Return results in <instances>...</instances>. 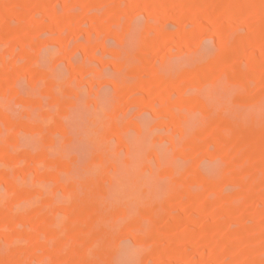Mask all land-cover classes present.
<instances>
[{"label":"rangeland","instance_id":"1","mask_svg":"<svg viewBox=\"0 0 264 264\" xmlns=\"http://www.w3.org/2000/svg\"><path fill=\"white\" fill-rule=\"evenodd\" d=\"M0 264H264V0H0Z\"/></svg>","mask_w":264,"mask_h":264}]
</instances>
